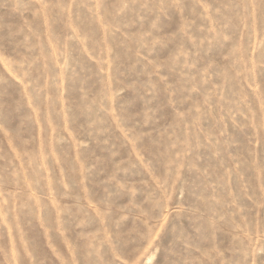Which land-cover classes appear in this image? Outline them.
<instances>
[{
    "label": "rangeland",
    "instance_id": "rangeland-1",
    "mask_svg": "<svg viewBox=\"0 0 264 264\" xmlns=\"http://www.w3.org/2000/svg\"><path fill=\"white\" fill-rule=\"evenodd\" d=\"M0 264H264V0H0Z\"/></svg>",
    "mask_w": 264,
    "mask_h": 264
}]
</instances>
